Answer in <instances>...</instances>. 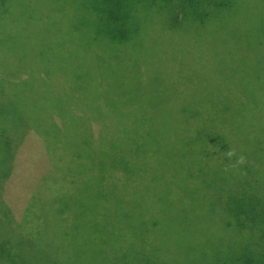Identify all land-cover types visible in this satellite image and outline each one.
Listing matches in <instances>:
<instances>
[{
  "label": "trees",
  "instance_id": "1",
  "mask_svg": "<svg viewBox=\"0 0 264 264\" xmlns=\"http://www.w3.org/2000/svg\"><path fill=\"white\" fill-rule=\"evenodd\" d=\"M0 75V264H264V0H0Z\"/></svg>",
  "mask_w": 264,
  "mask_h": 264
},
{
  "label": "rangeland",
  "instance_id": "2",
  "mask_svg": "<svg viewBox=\"0 0 264 264\" xmlns=\"http://www.w3.org/2000/svg\"><path fill=\"white\" fill-rule=\"evenodd\" d=\"M208 46L209 48L205 50H208V52H211V54L208 56L209 62L205 64L204 67H196L194 66L196 65V62H190L187 64L184 63L182 65H179V67L171 65L170 69L172 72H176L175 74L177 75L175 80L176 89H179L182 84H187L188 79L191 78L192 81L189 83L193 84L188 92L193 94L195 90H199L200 95L198 96V101L202 103V107H204V109L208 108L212 111L218 112V110L222 107V103L217 102V94L222 93L221 89H224L229 93H233L232 96H234L235 93L239 92V88L237 87V84L235 82H233L232 84L225 83L219 80L222 79L221 77L226 71V64L224 62V59L222 58V52L220 51L221 48H219V46L215 44H211ZM6 68L7 71H9L8 67ZM2 79L3 77L0 75V82L2 81ZM181 89L182 90L179 91V93H182L180 94V97H182V95L185 93L186 88L182 86ZM211 95L214 97V99ZM0 96H4L3 100L7 99L8 101H12V95L9 89H4L3 95L0 93ZM232 105L237 107L236 103H233ZM2 165L3 163L0 160V173L9 172L11 164H8V166L4 170H2Z\"/></svg>",
  "mask_w": 264,
  "mask_h": 264
}]
</instances>
